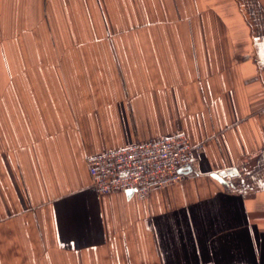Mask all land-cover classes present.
<instances>
[{"label":"crops","instance_id":"1","mask_svg":"<svg viewBox=\"0 0 264 264\" xmlns=\"http://www.w3.org/2000/svg\"><path fill=\"white\" fill-rule=\"evenodd\" d=\"M179 132L180 182L92 185ZM0 264H264V0H0Z\"/></svg>","mask_w":264,"mask_h":264},{"label":"built area","instance_id":"2","mask_svg":"<svg viewBox=\"0 0 264 264\" xmlns=\"http://www.w3.org/2000/svg\"><path fill=\"white\" fill-rule=\"evenodd\" d=\"M204 149L186 133H170L88 155L87 165L98 193L133 190L145 198L155 188L180 182L192 169L195 153Z\"/></svg>","mask_w":264,"mask_h":264},{"label":"water","instance_id":"3","mask_svg":"<svg viewBox=\"0 0 264 264\" xmlns=\"http://www.w3.org/2000/svg\"><path fill=\"white\" fill-rule=\"evenodd\" d=\"M225 172H226V171H220V172H216V173H213V172H212V173H213V175H214L215 177H218L219 179H221L222 181H224L223 176L225 175ZM133 192H134L133 190H130V191H129L130 194H133Z\"/></svg>","mask_w":264,"mask_h":264}]
</instances>
